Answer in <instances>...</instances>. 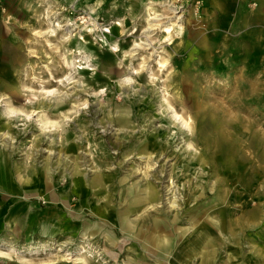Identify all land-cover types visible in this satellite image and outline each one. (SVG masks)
Returning <instances> with one entry per match:
<instances>
[{"label": "rangeland", "instance_id": "rangeland-1", "mask_svg": "<svg viewBox=\"0 0 264 264\" xmlns=\"http://www.w3.org/2000/svg\"><path fill=\"white\" fill-rule=\"evenodd\" d=\"M39 2L0 30V264H264V6Z\"/></svg>", "mask_w": 264, "mask_h": 264}, {"label": "crops", "instance_id": "crops-1", "mask_svg": "<svg viewBox=\"0 0 264 264\" xmlns=\"http://www.w3.org/2000/svg\"><path fill=\"white\" fill-rule=\"evenodd\" d=\"M40 0H5L3 9H6L5 13H2V7L0 5V30L9 29V38L12 40L11 54L15 57H20L22 55L21 46L22 41L27 37V31L30 26H34L36 21L32 22V18L36 17V14L41 13ZM247 3V0H242ZM255 3H259L264 6V0H252ZM38 3V4H37ZM8 18V20H7ZM32 22V24L30 23ZM6 38L0 33V40ZM4 49L0 47V55L4 53ZM20 66V64H18ZM16 70H18L16 68Z\"/></svg>", "mask_w": 264, "mask_h": 264}, {"label": "bare ground", "instance_id": "bare-ground-1", "mask_svg": "<svg viewBox=\"0 0 264 264\" xmlns=\"http://www.w3.org/2000/svg\"><path fill=\"white\" fill-rule=\"evenodd\" d=\"M175 12V9L172 5H168L166 3H162V8H161V13H158V14H155V15H149V18H148V22L150 23V26L148 28V31L149 30H152V29H155L154 26H156L157 24L159 25V23H161L162 19L164 18H167L170 17L172 15V13ZM178 12V11H177ZM152 21H157V23H153ZM171 21V20H170ZM148 23V24H149ZM253 23V22H252ZM253 25V24H252ZM68 26H72V23H67V27L65 28V32L63 33L62 37H60V41L62 43L64 42H71V40L73 39V37L76 36L77 33H74V29H71L69 28ZM60 29H61V25L59 22L55 23L52 25V27L50 28V32H51V36H54L57 34V32H60ZM106 32H109V28H106V30H104ZM166 31V30H165ZM167 31L169 32L170 31V28L167 29ZM83 39V37L81 38ZM142 44L144 43H137L136 46L134 48H137L139 46H141ZM158 63L160 64V66L163 68V67H166V63L165 62H161V61H158ZM80 68H83V66H81ZM135 73H138L135 71ZM68 79H70V77H68ZM125 83L126 84H132L133 81H134V78L132 77H128L126 78L125 80ZM44 92L48 94V96H54L55 93H56V90L55 89H44ZM167 98V96H166ZM165 100V99H164ZM165 101H168V100H165ZM168 104V107H169V110H170V118L172 119V121L175 123V124H181V126L187 130H190L192 128L191 126V118H186L185 116H183L182 114H180L169 102H167ZM236 105V104H235ZM5 107L8 111V113L12 114V115H17L19 112L16 111V109L11 105V104H5ZM25 116H31V115H25ZM207 121V120H206ZM231 128V127H230ZM248 131V130H247ZM202 136H203V133H202ZM252 137V136H251ZM255 139V138H254ZM253 139V140H254ZM245 142V141H244ZM251 142V141H250ZM253 142V141H252ZM248 143V142H247ZM254 144V143H252ZM148 144H146L144 146V148H142V151L145 152L146 154V158L148 159V161H151L153 158V155L152 154H148V147H147ZM249 146V145H248ZM225 147V146H224ZM254 148V147H253ZM231 151V150H230ZM264 155V153H263ZM262 155V156H263ZM258 156V155H257ZM261 159V158H260ZM250 160V159H249ZM258 160V159H257ZM242 163V162H241ZM259 163H261L259 161ZM260 169V168H259ZM46 172V171H45ZM46 175V174H45ZM49 179V178H48ZM150 189V188H149ZM149 195V198L148 200L150 201L152 195L156 194V192L152 189L150 190H147V193ZM260 194V193H259ZM174 205V204H173ZM155 205L153 204L152 207H154ZM263 214V213H262ZM255 216V215H254ZM253 218V217H252ZM207 239V238H206ZM203 240V241H206ZM210 243V242H208ZM207 246V245H206ZM211 247V246H210ZM209 252H210V255H213L214 254V250L213 248L209 249ZM1 254H4L3 252L0 251ZM198 253V252H197ZM200 256V255H199ZM209 256V255H208ZM198 257V255H197ZM202 258V257H201ZM206 260V259H205ZM264 260V259H263ZM264 262V261H263ZM6 264V263H5ZM210 264H211V261H210Z\"/></svg>", "mask_w": 264, "mask_h": 264}, {"label": "built area", "instance_id": "built-area-1", "mask_svg": "<svg viewBox=\"0 0 264 264\" xmlns=\"http://www.w3.org/2000/svg\"><path fill=\"white\" fill-rule=\"evenodd\" d=\"M0 2H1V0H0ZM105 30H106V28H105Z\"/></svg>", "mask_w": 264, "mask_h": 264}]
</instances>
